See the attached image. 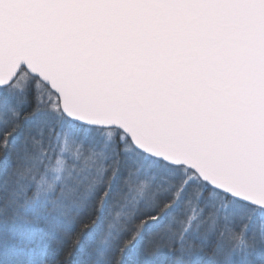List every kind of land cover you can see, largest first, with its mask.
Wrapping results in <instances>:
<instances>
[{"label":"snow or ice","instance_id":"snow-or-ice-1","mask_svg":"<svg viewBox=\"0 0 264 264\" xmlns=\"http://www.w3.org/2000/svg\"><path fill=\"white\" fill-rule=\"evenodd\" d=\"M0 264H264V0H0Z\"/></svg>","mask_w":264,"mask_h":264}]
</instances>
